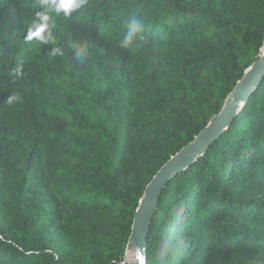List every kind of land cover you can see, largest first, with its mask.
<instances>
[{
	"label": "trees",
	"instance_id": "trees-1",
	"mask_svg": "<svg viewBox=\"0 0 264 264\" xmlns=\"http://www.w3.org/2000/svg\"><path fill=\"white\" fill-rule=\"evenodd\" d=\"M263 43L264 0H0V264H123L146 185ZM145 249L264 264V75L165 182Z\"/></svg>",
	"mask_w": 264,
	"mask_h": 264
},
{
	"label": "water",
	"instance_id": "water-1",
	"mask_svg": "<svg viewBox=\"0 0 264 264\" xmlns=\"http://www.w3.org/2000/svg\"><path fill=\"white\" fill-rule=\"evenodd\" d=\"M263 75L264 53L244 71L241 79L237 81L233 90L224 100L220 112L209 120L208 124L190 143L185 145L166 161L152 176L138 203L130 230L129 241L137 248V255L135 258L136 264H146V236L158 196L165 182L172 174L186 167L194 156L198 157L207 145H209L215 137L220 135L241 105L246 101L249 92L257 85L259 79Z\"/></svg>",
	"mask_w": 264,
	"mask_h": 264
},
{
	"label": "rangeland",
	"instance_id": "rangeland-1",
	"mask_svg": "<svg viewBox=\"0 0 264 264\" xmlns=\"http://www.w3.org/2000/svg\"><path fill=\"white\" fill-rule=\"evenodd\" d=\"M51 22V19L50 18H43L41 23L39 24L38 27H34L31 31L34 33L36 32V30L39 28V27H46L49 25V23ZM168 247V242L167 241H161L160 243H158V253H162V254H166V251L165 249ZM173 250L172 252L175 254V251H174V247H171ZM129 259L126 251H125V256H124V259H123V264H126V261ZM132 261H135V257L133 256V258H131Z\"/></svg>",
	"mask_w": 264,
	"mask_h": 264
},
{
	"label": "clouds",
	"instance_id": "clouds-1",
	"mask_svg": "<svg viewBox=\"0 0 264 264\" xmlns=\"http://www.w3.org/2000/svg\"><path fill=\"white\" fill-rule=\"evenodd\" d=\"M140 27H141V25L138 21L133 20L131 22L129 31L127 32V34L125 35V38H124V46H127L129 43L132 42L135 34L139 31ZM14 99H19V98L18 97H9V103H11Z\"/></svg>",
	"mask_w": 264,
	"mask_h": 264
},
{
	"label": "bare ground",
	"instance_id": "bare-ground-1",
	"mask_svg": "<svg viewBox=\"0 0 264 264\" xmlns=\"http://www.w3.org/2000/svg\"><path fill=\"white\" fill-rule=\"evenodd\" d=\"M262 53H264V43L263 47L261 48V54ZM126 253L129 257V259L126 261V264H136V261H132L131 258H133V256L136 258L137 248L131 241H129L126 246Z\"/></svg>",
	"mask_w": 264,
	"mask_h": 264
}]
</instances>
